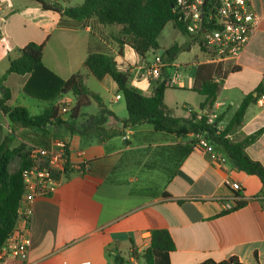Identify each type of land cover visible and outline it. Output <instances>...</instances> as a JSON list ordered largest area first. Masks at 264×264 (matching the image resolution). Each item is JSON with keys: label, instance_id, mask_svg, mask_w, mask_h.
Listing matches in <instances>:
<instances>
[{"label": "crops", "instance_id": "0c3cea01", "mask_svg": "<svg viewBox=\"0 0 264 264\" xmlns=\"http://www.w3.org/2000/svg\"><path fill=\"white\" fill-rule=\"evenodd\" d=\"M249 9L259 16L258 28L240 57L223 64L227 76L213 111L225 129L245 97L253 95L242 125L228 137L239 141L263 130L246 146V152L264 165V104L259 102L264 94V0H250ZM60 19L58 12L46 10L34 0H0V99L7 95L8 106H24L36 115L48 105L25 93L30 74L8 71L13 53L36 42L44 44V64L62 79L78 72L85 75L87 87L98 93L119 119L110 116L108 128L123 126L121 120L128 116L126 102L111 76L100 80L85 67L90 50L113 54L120 68L129 73L130 85L146 95L154 92L158 81L166 79L164 101L174 116L189 118L192 112L198 116L211 112L209 106L201 108L206 97L193 90L199 65L208 62L200 58V47L195 49L194 58L181 62L178 54L174 60L165 54L174 45L194 50L192 43L197 41L192 36L191 42L183 44L159 42V51L148 52L165 54V70L159 79H150L149 55L141 58L133 47H120L113 38L121 26L94 22L70 29L60 26ZM173 90L184 92L186 97L174 100ZM59 102L73 105L75 97L68 93ZM89 109L86 112L97 114L100 106L93 100ZM61 117L69 121L68 112H61ZM48 129V136L43 138L39 131L15 127L0 107V143L8 137L10 146L18 148L21 144L48 145L55 137L67 138L71 165L76 168L85 158L91 167L84 173L66 170L60 175L57 190L34 202L28 258L0 259V264H116L118 255L126 263L141 264L152 230L159 228L167 229L175 242L171 264H199L233 256L247 264H264V183L228 158L221 163L219 157L225 155L220 149L214 147L209 153L193 148L182 156L188 142L170 145L174 134L156 132L148 123L128 128L125 135L106 143L55 132L52 125ZM14 157L15 165L23 161L22 153ZM226 177L238 181L242 189L233 191L225 184ZM222 196H236L245 204L226 212L217 199Z\"/></svg>", "mask_w": 264, "mask_h": 264}, {"label": "trees", "instance_id": "16d2710c", "mask_svg": "<svg viewBox=\"0 0 264 264\" xmlns=\"http://www.w3.org/2000/svg\"><path fill=\"white\" fill-rule=\"evenodd\" d=\"M44 9L58 12L61 16L60 26L79 29L94 22L105 26L119 25L121 29L113 37L120 47L125 44L134 48L141 58H146L148 52H157L161 46L159 36L169 22H174L179 30L186 35L184 22L173 11L174 0H84L80 5H63L62 0H34ZM181 46L174 45L165 54L168 60H174ZM17 55L10 57L8 71L16 74H30L24 87L29 96L48 102L45 109L33 115L27 107H10L5 101L7 95L0 99V107L15 127H25L39 131L43 138L49 134L48 127L52 125L55 132L79 134L84 141L97 138L99 142L125 135L126 129L136 125L148 123L153 125L156 132H167L177 137H186L193 133L203 132L205 137L220 149L238 169L260 177L264 183V165L252 159L246 152V146L255 141L263 130L246 136L242 140L234 141L228 137L229 133L242 125L246 109L253 100V95H247L236 111L231 122L218 132L217 126L207 123V116L191 113L189 118L176 117L165 101V91L168 81H158L154 92L146 95L129 83V73L123 71L114 55L100 50H90L85 61V67L98 79L111 76L118 84L128 112L127 118L121 120L122 127L108 128L106 122L115 113L108 109L98 93L91 91L85 82V75L78 72L68 79H62L43 62L44 44L30 42L18 49ZM165 54H162L163 57ZM165 70V69H163ZM227 71L222 64L203 62L199 65L194 81L193 90L206 97L201 108H212L221 89V82ZM260 92L261 89H258ZM68 93L75 97L71 105L58 100ZM96 101L100 110L97 114H90L86 109ZM69 107V121L61 117V108ZM119 120V119H118ZM218 117L217 122H220ZM45 141V139H43ZM46 143V142H44ZM194 148L193 142L187 143L182 150V156L188 155ZM20 148H12L9 138L0 143V252L12 233L16 220L20 200L24 192L22 169L29 164V151L21 152ZM22 153L23 161L19 166L11 169L9 163L12 157ZM66 170L85 172L82 167H73L69 162ZM244 201L239 202L243 206ZM176 249L175 242L167 229L152 230L150 245L144 250L143 258L146 264H171V253ZM135 254V253H134ZM126 260L118 255L116 264H126ZM199 264H247L239 257L233 256L222 261L208 259Z\"/></svg>", "mask_w": 264, "mask_h": 264}, {"label": "built area", "instance_id": "2783aa9c", "mask_svg": "<svg viewBox=\"0 0 264 264\" xmlns=\"http://www.w3.org/2000/svg\"><path fill=\"white\" fill-rule=\"evenodd\" d=\"M174 1V13L184 22L186 31L196 39L200 49L207 54L208 62L223 65L226 61H235L244 52L252 34L258 28L259 16L249 9L250 0ZM164 66L163 57L159 54L156 55L155 60L149 65L148 77L159 79ZM223 80L218 79L221 84ZM259 102L264 104V94L260 96ZM214 106L211 108V112L206 115L207 123H214L220 132L223 128L220 122H217L218 115L213 111ZM68 111L69 107L67 106L61 108L62 113ZM190 136L194 138L195 149L209 153L215 151L213 144L203 132L193 133ZM69 149V140L62 137L51 139L48 145L30 144L29 164L22 169L24 192L18 207L16 224L2 247L0 259L26 260L28 258L34 202L39 197L52 195L59 187L60 175L66 171L70 162ZM219 160L224 163L226 157L220 156ZM78 167L89 170L91 162L83 158ZM225 184L233 191L242 189L241 184L230 177H226ZM217 199L226 212L239 206L236 196H222ZM81 264L92 263L85 261Z\"/></svg>", "mask_w": 264, "mask_h": 264}, {"label": "rangeland", "instance_id": "374dc122", "mask_svg": "<svg viewBox=\"0 0 264 264\" xmlns=\"http://www.w3.org/2000/svg\"><path fill=\"white\" fill-rule=\"evenodd\" d=\"M83 2H84V0H62L61 1L62 4L72 5V6L80 5ZM191 40L192 39L189 37V35L183 34L179 30V28L176 27L174 22H169L159 36V42L162 44H164V42H168V45L183 44L186 42H191ZM52 43H53V41L50 42V44H52ZM192 47L194 49L192 51H190V48L189 49L182 48L177 53L179 56L178 61L181 62V61L186 60L188 58H190V59L194 58L197 55V51L195 49H197V50L199 49V44L197 42H193ZM198 51H199V55H200L201 59H206L208 57L207 54H205L201 49H199ZM13 55L16 56L17 52H14ZM148 55H149V59L152 60L151 62H153L155 60L156 55H154L153 53H150ZM169 70H170V68L168 69V71ZM171 95H172L174 100H182L183 97H186V94L184 92L174 91V90L171 92ZM72 97H73V95H72ZM86 110H90L89 107ZM169 141H171L170 145H175V143H181V141H185L188 143L194 142V138L192 136L188 135L186 137H183L182 139H179L175 135H171ZM18 148H20L22 150L21 151L22 153H25V151L30 150V145L21 144L20 146H18ZM16 160H17L16 157L11 158L10 163H9V167L11 169H14L15 167L20 165L19 163L17 165H15ZM171 162L174 163L173 161H171ZM126 264H130V263H126ZM141 264H145V262L142 261Z\"/></svg>", "mask_w": 264, "mask_h": 264}]
</instances>
